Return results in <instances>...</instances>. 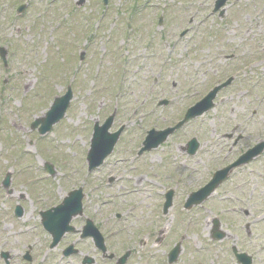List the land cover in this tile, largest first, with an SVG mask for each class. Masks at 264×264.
Here are the masks:
<instances>
[{"label": "rangeland", "instance_id": "1", "mask_svg": "<svg viewBox=\"0 0 264 264\" xmlns=\"http://www.w3.org/2000/svg\"><path fill=\"white\" fill-rule=\"evenodd\" d=\"M78 2L0 0V47L7 53L6 66L0 60V250L21 253L15 264H26L21 256L27 246H33L34 252L41 253L30 264H46L47 257L48 264H59V248L45 252L48 238L35 235L39 230L30 227L39 222L41 201L45 206L60 203L70 190L82 187L85 215H92L110 252L118 256L131 250L127 264H167V253L177 234L187 233L183 247L208 245L206 223L230 210L231 205L218 201L229 186L216 193L202 215H184L180 222L172 216L182 211L187 189L208 180L212 165L224 161L228 152L225 136L231 127L243 120L240 132L251 125L249 113L256 112L252 133L248 131V138L232 153L254 144L256 134L264 136V0H229L221 18L212 14L215 0H108L106 7L102 0ZM22 4L26 9L19 15L17 7ZM162 12L169 23L176 22L167 31L166 23L163 29L152 23ZM130 20L134 25L128 32ZM185 29L187 33L179 39V32ZM165 38L178 42L171 56ZM254 61L255 66H251ZM236 72L239 76L218 93L212 111L136 159L147 131L173 126L189 106ZM68 86L72 98L64 118L44 136L31 130L30 124L42 117ZM163 99L171 105H157ZM114 111L110 131L124 125V132L105 164L87 174L85 156L93 126L102 124ZM193 137L200 148L190 158L183 148ZM45 163L53 165L51 177L44 170ZM257 164L256 185L264 189ZM7 174L10 185L5 189L1 181ZM114 176L122 180L129 176L131 180L106 188ZM151 177L158 185L173 187L176 195L168 216L154 224L147 222L162 218V197L157 195L163 188L150 185ZM127 189L140 191L125 196ZM19 196L25 214L11 220ZM250 211L256 216V209ZM117 213L121 219L115 217ZM184 217L195 218L193 225L185 226ZM82 219L74 225L82 224ZM224 219L230 234L227 243L235 244L233 221ZM238 222L252 223L253 217ZM27 226L31 230L26 231ZM255 227H250L252 233ZM163 230L166 237L170 231L176 233L158 247L155 241ZM15 231L20 235H12ZM92 248L86 242L82 249L92 255ZM186 254L187 250L181 259ZM209 256L213 264H231L221 245H210ZM96 262L108 263L101 258ZM62 263L68 264L65 260ZM177 264L188 263L182 260Z\"/></svg>", "mask_w": 264, "mask_h": 264}, {"label": "flooded vegetation", "instance_id": "2", "mask_svg": "<svg viewBox=\"0 0 264 264\" xmlns=\"http://www.w3.org/2000/svg\"><path fill=\"white\" fill-rule=\"evenodd\" d=\"M134 12V11H132ZM130 12V13H132ZM131 18H133V15H131ZM176 20V19H175ZM177 21V20H176ZM156 22V27L162 28L164 26V23L168 26L166 31L173 26V23L176 22H170L165 18L163 12L161 15L157 16V18L152 20V23ZM191 23V22H190ZM134 23L130 20L129 23H127V28H133ZM184 32V33H183ZM187 33V29L179 32L178 38L181 39L185 34ZM166 40V38H165ZM163 43L166 44L167 41V46H169L172 50L168 53L169 55L174 53V50L176 48V44L178 43L177 41H172L168 40L163 41ZM176 42V43H175ZM150 44H153L154 41H149ZM164 44V45H165ZM150 46V45H149ZM144 59L147 58L146 55H143ZM161 73V71H160ZM158 72L157 75L160 74ZM237 73V72H236ZM234 73V74H236ZM256 117V112L251 111L249 113V120L251 121V125H246V128H242L240 132H238V128L244 127L243 123H245L243 120H241L239 123L236 122L235 125L231 127L229 130V133L226 134L225 139H226V144L228 145V152L226 154V157L224 161L220 164L219 162H216L214 165H212V169L210 170L211 176L212 173L217 172L226 169L227 172L225 174V177L223 179V182L220 183L215 187V189L211 193H206V192H198L199 189L205 186V184L210 180L211 176L208 178V180L204 181L201 185L195 187L193 190H188L187 189V194L186 198L183 200V204H181L182 211L178 210L176 213H172V216L174 219L177 220V222H180V220L183 219L184 215H188L191 213H194L195 215H202L203 212L208 211L207 209L209 208L210 202H212L215 198L216 193L224 189V192L226 190V187L230 186V189L226 191L222 197H219L220 199L218 200L220 205L224 203H228L230 206L229 208L223 210L222 217L219 214L217 216H214L212 220L206 223L204 229L207 232V238L210 240L208 242V245L205 246H199L197 248H186V246L183 247L184 240L186 238V234H177V239L174 242V246L168 251L167 257H166V262L167 264H177L178 261L185 260L188 264H209V262H212L213 264V259L209 256V247L210 245H221V249L226 255V260L228 261L230 259L231 264H244V261L240 257L238 259V255L243 254V255H249L251 256L252 262L251 264H264V189H262L261 185H256V163L257 165H260V173L257 172L259 180H264V149L262 153L256 157V155H249L247 161L245 163L239 164L238 165V159L240 156H243L247 151L251 150L256 143L264 141V136H260L256 134L257 141L250 145L247 146L245 149L243 148L240 152L238 153H232L233 150H237L240 146L241 143L244 142L245 139L248 138V135L246 133L248 131H251L253 129V120ZM248 120V121H249ZM253 131V130H252ZM252 131L250 133H252ZM258 132V131H257ZM188 142V141H187ZM187 142L185 144V147L183 150L186 153V157H193L196 156L198 153V150L200 148V143L198 141V145L196 148V151L191 154L188 153L187 150ZM264 143V142H263ZM237 148V149H236ZM145 155V154H144ZM142 155L136 154V159L140 158ZM143 157V156H142ZM218 163V164H217ZM169 172L173 173L170 169H168ZM262 170V171H261ZM169 177V176H168ZM174 177V176H173ZM257 177V178H258ZM176 179V177H175ZM124 182H129L131 179L129 176L127 178H123ZM122 178H117V177H111L108 180V183L106 184V188H112L113 186L118 185L117 183L123 182ZM174 181V179H173ZM172 181V182H173ZM151 183L150 185H157L163 188V190L159 191L160 194L158 193L157 196L162 197L161 205H159L160 209V214L162 218L156 217V221H149L147 222L148 224H154L158 223L159 220H163V217H167L169 214V210L173 209L174 207V201H175V190L173 187H164V185H158L154 178L151 177ZM136 185V183H135ZM171 187V188H170ZM82 188V187H81ZM83 189V188H82ZM138 191H130V190H125V196H130L132 194L138 193ZM150 191V190H148ZM9 194H12L13 191H8ZM84 193V192H83ZM82 193V194H83ZM191 193H195L194 196H192V200L188 201L189 196ZM128 194V195H126ZM84 195V194H83ZM19 200L15 201L12 211L10 214V219L12 220H18L21 219L22 216L25 214V207L21 201L22 197L19 196ZM147 197H145V200ZM223 199V200H222ZM44 201V200H43ZM39 203V207L37 210V218H38V224L32 225L30 228L33 230L35 227L39 230L40 233H35V235L41 236L45 235V239L48 238V242L46 243V247H44L45 252H50L53 251L55 248H59V264H63L62 261L65 260L68 264H98L96 262L97 258H101L103 260H107V264H118V261L126 254V259L124 264H127L128 260L130 259V256L132 255V251L127 249L124 253H121L118 256H115L113 252H110L109 250L110 247L108 246V243L106 242V238L104 236V246L106 251L102 252L100 249V245L95 242V232L100 231L97 225H95L94 219L91 214L85 215V205L82 201V209L80 212H77L72 215L70 218V223L68 224L69 227H71L70 231L64 232L56 245L51 248V244L53 243V236L46 228L44 227L43 224V219H42V213L46 212L48 209L52 208L53 206L57 205L58 203H51L50 205H42V202ZM191 205V206H190ZM243 208H247L248 210H244ZM200 209V211L198 210ZM250 209H256V216L254 212H251ZM181 211V213H180ZM180 214L182 217L180 218ZM92 217V218H91ZM117 219H121V216L115 215ZM177 217V218H176ZM253 217V222H245V224H240L238 221L239 220H248V218ZM5 218H8L6 216ZM78 218H83L82 221L83 223L80 224L79 226H75L74 222ZM185 218V217H184ZM224 218H229L226 220L227 222H230L231 220L233 221L231 225V229L234 230L235 238L237 242L235 244H230L228 245V239L230 238L229 234V229L228 225H224L222 223ZM9 219V218H8ZM7 219V220H8ZM195 219V218H194ZM194 219L186 217L184 219V225L185 226H190L193 225ZM6 221L5 219H2V221ZM1 221V219H0ZM6 223V222H5ZM252 224L256 225V232L254 231L253 233L250 230V227L252 228ZM26 231H29V227H25ZM31 230V229H30ZM191 230V227H190ZM189 230V231H190ZM101 232V231H100ZM231 232V230H230ZM174 232L173 234H175ZM232 233V232H231ZM14 234H19L20 231H15L13 232L12 235ZM172 232L167 233V237L173 235ZM149 235L146 233V238ZM73 237L71 241H69V238ZM166 237L165 231L159 232V238L155 241L156 246H160L161 242ZM88 243L89 245L92 244V255L89 253H86L84 251L83 246L85 243ZM143 244V243H142ZM178 244L177 248V254L175 256L171 255V252L173 248ZM33 246H27L24 254L21 256V260L25 262L26 264H30L34 260V256L37 254H40L41 252H34ZM187 250V254L185 257H180L184 251ZM16 251V250H15ZM13 250H7L3 251L0 250V262L1 264H15L16 258H18L20 254L17 252L12 254ZM46 256V254H45ZM197 258L191 262L192 259ZM211 258L208 260V258ZM216 257L217 254H216ZM50 262L49 257H47V262L48 264Z\"/></svg>", "mask_w": 264, "mask_h": 264}, {"label": "water", "instance_id": "3", "mask_svg": "<svg viewBox=\"0 0 264 264\" xmlns=\"http://www.w3.org/2000/svg\"><path fill=\"white\" fill-rule=\"evenodd\" d=\"M227 0H217L215 2V6L213 7V12H216L220 9V7L224 6ZM104 4H106L107 0H103ZM24 7H19V11H22ZM223 14V10L220 12V16ZM5 54L6 52L0 48V57L3 61H5ZM225 85L216 87L214 91H211L203 100L196 103L195 106L190 108L186 114H184V119L180 122L176 127L172 129H167L161 132L151 131L144 142L146 148H154L157 147L160 143L164 142L165 139L177 128L183 126V124L188 121L189 119L195 118L206 112L212 107V101L215 98L216 93ZM72 98V93L69 88H67L66 93L54 99L50 108L45 112V115L41 118L36 119L32 124L31 128L35 129L38 128V133L40 135L48 133L52 126L58 123L61 119H63L66 109L69 106L70 100ZM113 116L109 117L105 121L102 126H98V124L94 125L90 150L87 155V161L89 164V169H93L99 166L102 163V160L112 151L114 144L116 143L119 132L115 134H108V129L110 128ZM196 142L192 140L188 145V152L193 153L196 149ZM263 144L257 146L254 150L251 151L248 155H255L259 154L262 150ZM251 157V156H249ZM46 170L52 172V169L49 166H45ZM226 171L219 172L213 178L212 183L206 190V193H210L213 190V185L217 184L218 182L223 180V176H225ZM8 176H6L4 180V186L7 187L9 185ZM81 200V192L74 191L70 193L69 197L65 198L63 203L56 209H54L53 213L47 212L44 213L43 216V224L44 227L52 234L53 236V244L52 246L56 245L58 240L60 239L61 235L66 232L70 231L71 228L68 227V223L70 218L73 214L80 212V204ZM95 242L100 245L102 251H104V247L102 244V238L99 236L98 232L94 234ZM177 249L171 252V255L175 256L177 254ZM244 258L243 260L246 261L248 264L250 259L245 256H240ZM238 257V259H240ZM120 264H123L122 260Z\"/></svg>", "mask_w": 264, "mask_h": 264}]
</instances>
